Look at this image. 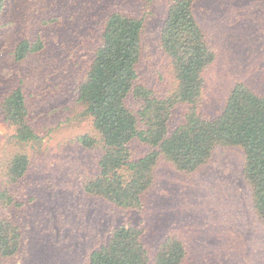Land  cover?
<instances>
[{
	"label": "rangeland",
	"instance_id": "rangeland-1",
	"mask_svg": "<svg viewBox=\"0 0 264 264\" xmlns=\"http://www.w3.org/2000/svg\"><path fill=\"white\" fill-rule=\"evenodd\" d=\"M175 0H7L0 16V105L16 85L24 88L29 122L41 139L15 143L13 127L0 106V220L20 227L19 252L1 264H88L90 253L106 243L115 227L145 226L148 264L158 246L177 236L185 245L181 264H264V222L253 207L244 174V151L217 145L193 173L177 170L163 156L143 208H120L85 193V182L99 171L102 147L78 141L94 128L81 114L77 91L96 49L103 43L107 16L120 11L144 17L139 81L156 96L176 86L173 62L162 48L161 31ZM194 11L211 48L212 63L203 73L198 112L217 115L239 81L264 91V0H197ZM41 37L44 47L15 59L24 38ZM133 109L138 99L130 96ZM188 106L175 109L172 126ZM134 157L148 146L136 141ZM29 157L26 174L10 182V159Z\"/></svg>",
	"mask_w": 264,
	"mask_h": 264
},
{
	"label": "trees",
	"instance_id": "trees-1",
	"mask_svg": "<svg viewBox=\"0 0 264 264\" xmlns=\"http://www.w3.org/2000/svg\"><path fill=\"white\" fill-rule=\"evenodd\" d=\"M7 0H0V16ZM197 0H175L161 31V45L170 56L176 86L170 95L156 96L139 81L138 64L144 17L111 12L105 22L103 43L91 59L85 80L80 83L77 101L81 116L89 118L94 133L78 137L90 147H102L98 173L84 185L89 196L102 197L120 208H143L155 179L161 156L177 170L193 173L212 155L217 145L238 146L244 151L243 174L252 189L253 207L264 222V91L250 84L236 83L220 112L214 117L198 112L203 94V73L215 53L197 20ZM44 47L41 37L24 38L14 55L22 60ZM130 96L139 101L133 109ZM187 105L183 120L172 126L177 106ZM2 115L13 127L15 143L28 145L41 139L29 122L24 88L18 83L3 96ZM139 141L148 149L133 156L132 144ZM29 166L26 154L14 155L6 168L10 182H18ZM0 198L11 203L8 190ZM145 226L120 225L110 239L89 256L88 264H148L144 242ZM20 227L9 219L0 220V264L13 258L21 246ZM186 256L184 243L168 236L158 246L154 264H181Z\"/></svg>",
	"mask_w": 264,
	"mask_h": 264
}]
</instances>
